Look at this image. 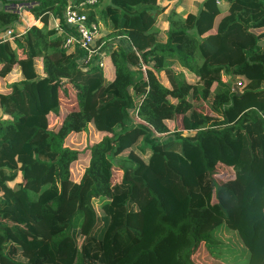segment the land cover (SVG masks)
<instances>
[{
	"label": "trees",
	"instance_id": "16d2710c",
	"mask_svg": "<svg viewBox=\"0 0 264 264\" xmlns=\"http://www.w3.org/2000/svg\"><path fill=\"white\" fill-rule=\"evenodd\" d=\"M103 1L83 9L127 39L110 53L112 79L97 56L85 62L84 48L63 45L54 19L73 30L63 17L70 0H29L43 24L25 32L17 1L0 7V76L22 59L30 69L40 59L43 70L0 93V264H199L201 251L264 264V30L254 31L264 27V0H223L225 9L202 0L196 12L185 4L165 28L157 22L172 0ZM7 29L20 33L3 38ZM153 70L168 77L167 93ZM59 88L75 107L50 127ZM178 115L182 127L170 129ZM90 124L101 137L72 180L81 151L66 138ZM218 163L233 177L218 183ZM114 167L121 180L112 184ZM222 225L245 247L243 263L224 258Z\"/></svg>",
	"mask_w": 264,
	"mask_h": 264
},
{
	"label": "rangeland",
	"instance_id": "374dc122",
	"mask_svg": "<svg viewBox=\"0 0 264 264\" xmlns=\"http://www.w3.org/2000/svg\"><path fill=\"white\" fill-rule=\"evenodd\" d=\"M108 0H104L103 4L107 3ZM191 2V9H195L197 10V5H198V1H190ZM222 0L217 1L218 5L225 9L228 6V3H224L223 5ZM172 6H169V9H167L165 11V13L169 12L172 8H175L176 10L180 11V12H184L185 8L184 6H179V4L177 3V1H171ZM7 5L5 4V2H3V0H0V7H6ZM169 10V11H168ZM163 16L162 19H165V15H160V19ZM101 28L106 32L104 37H102V34L99 36L100 38L96 39L98 37V35L95 38V46L99 47L100 50H102L105 54L106 57H108L111 60V52L114 49H117V44L112 45L110 44L109 40L111 41L112 39H110V34H109V30L106 28V26L104 24L100 25ZM264 30V27H259V28H254V31L256 33H260ZM212 31V30H211ZM117 36V35H116ZM115 36V37H116ZM122 36L123 38V43L122 44H118V45H122L124 46L127 39L123 36V35H119ZM118 41V40H117ZM127 45H125L126 47ZM23 56V55H21ZM25 59L21 60V64L22 61ZM112 61V60H111ZM19 63V65H21ZM113 64V62H112ZM18 65V66H19ZM39 63L38 62H34L32 64V70L34 73H36L34 76L39 77L40 76V72H43L42 67H39ZM114 66V64H113ZM146 70H150L147 67L145 68ZM103 70V68H102ZM154 71V70H153ZM38 72V73H37ZM104 72V70H103ZM30 73H27V75ZM152 74L154 75V78L157 80L156 82L158 83V85L156 86V88H159V90L162 93H167L168 91V87L170 85L169 79L166 76V74H164L163 72H152ZM33 76V77H34ZM42 77V76H41ZM39 77V78H41ZM187 77L189 79H192V77L190 76V74H187ZM39 78L36 80L38 81ZM19 79V74L17 72V69H13L11 72H9L8 74L4 75V76H0V93H6L7 91H9V87L8 84L14 80H18ZM222 80L223 81H230L229 76L226 73L222 74ZM151 82V78L149 80ZM240 83V82H238ZM54 84H52L53 86ZM62 88H67V86L70 85H66V82H62L61 84ZM161 86V87H160ZM235 86V83L234 85ZM218 87L217 83L213 84V89H216ZM39 88V87H38ZM51 88H54L51 87ZM71 88V87H68ZM68 92V90H66ZM69 93V92H68ZM72 94L69 97H71L70 99H67L65 97H63V99H61V105H62V113L61 114H54V110H53V106H54V102L53 103H49V110H48V119H49V126L50 127H57L60 123L59 119L62 118V116L65 115V113L71 109V104L70 102L74 100V95L73 93H69ZM58 113V112H55ZM56 115H58V121H56ZM169 127L170 129H178L182 127V121H181V115H178L177 118L171 119L169 120ZM101 137V132L97 131L94 126L92 124H90L87 128V130L83 131L82 133L79 134H70L67 138H66V142L68 145L70 146H74L80 149L81 153H80V157L76 160H74L71 163V178L72 180H76L78 181L84 171V168L87 166L88 164V159H89V154H88V150H87V145H89L90 143L99 140V138ZM234 175V171L233 169L225 164L222 163H218L215 166V174H214V178L218 183H222L226 180H229L230 178H232ZM121 180V170L114 167L112 169V177H111V182L112 184L119 182ZM44 210L47 211H51L53 210V208L48 205V204H44L43 205ZM216 236L219 237L221 240H223V242L225 243V246L223 247V256L224 258H226L227 260H232V261H236L237 263H243L245 261L246 258V250L245 247L243 246L241 240L239 239V237L236 235V233L233 230H230L228 228H226L225 225H222L219 227V229L217 230ZM196 261L199 264H228L224 261H220L217 259H214L212 257H209L205 252L201 251L199 254L196 255ZM86 264H98L96 262L93 261H87Z\"/></svg>",
	"mask_w": 264,
	"mask_h": 264
},
{
	"label": "built area",
	"instance_id": "2783aa9c",
	"mask_svg": "<svg viewBox=\"0 0 264 264\" xmlns=\"http://www.w3.org/2000/svg\"><path fill=\"white\" fill-rule=\"evenodd\" d=\"M97 0H71L63 9L64 21L68 26L72 27V31L63 30L60 23L57 19H54V25L61 32L64 33V42L65 47H69L73 44H78L80 47L84 48L87 51V56L85 62H92L94 58L95 62L101 66L105 67V54L99 47H96L95 38L98 35V23L88 20V15L84 11L83 6L87 3H93ZM14 8L19 13V16H23L25 13L30 14L31 3L29 1H19L16 2ZM39 18H34L30 14V18L25 22L23 30L20 32H25L31 25H39ZM14 32L12 29H7L4 36L9 38H15L20 33ZM144 68V67H143Z\"/></svg>",
	"mask_w": 264,
	"mask_h": 264
},
{
	"label": "crops",
	"instance_id": "0c3cea01",
	"mask_svg": "<svg viewBox=\"0 0 264 264\" xmlns=\"http://www.w3.org/2000/svg\"><path fill=\"white\" fill-rule=\"evenodd\" d=\"M71 1V0H70ZM173 1V0H172ZM174 1H177V3L179 4V6H184L185 4H188V5H191V2L190 1H198V4L202 1V0H174ZM219 1V0H218ZM223 1V0H222ZM17 2H19V1H17ZM224 3H226L225 1L223 2V5H224ZM171 4V1L169 2V4H168V7L161 13L162 15H165V17H166V14L168 13H165V11L167 10V9H169V6H172V5H170ZM198 6V5H197ZM190 10L192 11V12H196L197 10H193V9H191V6H190ZM169 11V10H168ZM178 11V10H177ZM180 12V11H179ZM30 14L34 17V18H36L35 16H34V14L30 11ZM30 14L29 13H25L23 16H19V24H18V26H17V29H19L20 31H22L23 30V27H24V25H25V22L30 18ZM163 18V16L161 17V19H159V21L157 22V25L158 26H161L162 28H165L166 27V18L165 19H162ZM52 21H53V19H52ZM39 22H41V23H39V26H41L42 24H43V21L39 18ZM102 23L101 22H99L98 23V28L100 27V30L98 31V37L96 38V39H98V38H100L99 36H100V33L102 34V37H104V35H105V31L101 28V25ZM107 28V27H106ZM108 29V28H107ZM109 30V32L111 31L110 29H108ZM100 32V33H99ZM4 34L5 33H3L2 34V37L3 38H6V36H4ZM9 38V37H8ZM123 37L122 36H119V35H117L116 37H114V38H112L111 36H110V39H112L111 41L109 40V42H110V44H112V45H115L116 46V44L118 45V44H122L123 43V39H122ZM118 40V41H117ZM125 44H127V42L125 43ZM49 51H51V49L50 48H48V52ZM20 52V57H24V56H21V55H23V53L21 52V51H19ZM104 60H105V67L103 68V70H104V75L107 77V78H109V79H112L113 77H114V74H115V71H114V66H113V64H112V61L108 58V57H104ZM36 62H38L40 65H39V67L41 68L42 67V64H41V60L40 59H36ZM19 63H17L16 65H15V69H17V72H18V74H19V79H21V78H24V71H29V70H32V69H30V67L28 66V64L26 63V62H24V63H22L21 65H19ZM179 69V68H178ZM38 73V72H37ZM36 74V73H35ZM43 75V72H40V76L39 77H41ZM32 76V75H31ZM234 85V84H233ZM8 92V91H7ZM71 93V92H70ZM57 98H58V113H55V111H54V114H61L62 113V105H61V99H63V97H65V98H67V99H70L71 100V97H69L70 95H72V94H69L67 91L66 92H63L60 88L58 89V91H57ZM70 104H71V108H74L75 107V104H73V101H71L70 102ZM69 111V110H68ZM67 111V112H68ZM47 115L49 116V114H48V112H47ZM57 117H59L58 115H56V121H58V118ZM62 119H63V116H62V118H60L59 119V121L61 122L62 121Z\"/></svg>",
	"mask_w": 264,
	"mask_h": 264
},
{
	"label": "water",
	"instance_id": "95a60500",
	"mask_svg": "<svg viewBox=\"0 0 264 264\" xmlns=\"http://www.w3.org/2000/svg\"><path fill=\"white\" fill-rule=\"evenodd\" d=\"M14 1H29V0H14ZM238 93H240V91H238Z\"/></svg>",
	"mask_w": 264,
	"mask_h": 264
}]
</instances>
